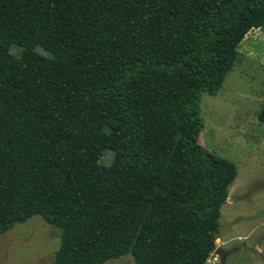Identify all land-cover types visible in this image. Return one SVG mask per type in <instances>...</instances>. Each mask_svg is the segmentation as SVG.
Returning a JSON list of instances; mask_svg holds the SVG:
<instances>
[{"label": "trees", "instance_id": "16d2710c", "mask_svg": "<svg viewBox=\"0 0 264 264\" xmlns=\"http://www.w3.org/2000/svg\"><path fill=\"white\" fill-rule=\"evenodd\" d=\"M256 26L264 0H0V234L39 215L52 264H206L238 168L201 97Z\"/></svg>", "mask_w": 264, "mask_h": 264}, {"label": "rangeland", "instance_id": "374dc122", "mask_svg": "<svg viewBox=\"0 0 264 264\" xmlns=\"http://www.w3.org/2000/svg\"><path fill=\"white\" fill-rule=\"evenodd\" d=\"M263 101L264 27L256 26L241 42L239 58L220 91L201 97L200 144L238 168L221 208L219 259L210 256L206 264H264V122L258 117ZM111 157L106 150L101 162L109 164ZM60 243V229L35 215L0 234V264H52ZM104 264L135 261L126 254Z\"/></svg>", "mask_w": 264, "mask_h": 264}, {"label": "built area", "instance_id": "2783aa9c", "mask_svg": "<svg viewBox=\"0 0 264 264\" xmlns=\"http://www.w3.org/2000/svg\"><path fill=\"white\" fill-rule=\"evenodd\" d=\"M215 253H216V254H215ZM214 255H215V256H214ZM211 256H214V261H217V260L219 259V256H218L216 250L211 254Z\"/></svg>", "mask_w": 264, "mask_h": 264}, {"label": "crops", "instance_id": "0c3cea01", "mask_svg": "<svg viewBox=\"0 0 264 264\" xmlns=\"http://www.w3.org/2000/svg\"><path fill=\"white\" fill-rule=\"evenodd\" d=\"M221 251H222V250H221ZM221 251H220V252H221Z\"/></svg>", "mask_w": 264, "mask_h": 264}]
</instances>
